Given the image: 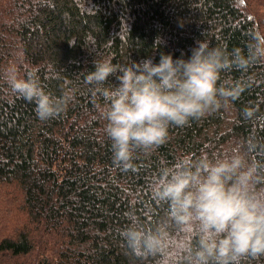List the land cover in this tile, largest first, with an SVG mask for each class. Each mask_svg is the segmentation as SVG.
<instances>
[{"label": "trees", "instance_id": "16d2710c", "mask_svg": "<svg viewBox=\"0 0 264 264\" xmlns=\"http://www.w3.org/2000/svg\"><path fill=\"white\" fill-rule=\"evenodd\" d=\"M253 28L264 30V0H0V70L27 66L48 92L74 94L41 121L35 104L0 79V264H161L160 256L132 254L121 231L131 219L166 217L150 186L164 162L249 142L251 158L264 162V65L222 73L244 82L235 98L170 127L164 144L136 151L127 166L113 159L105 101L85 76L101 56L187 59L201 39L246 51ZM241 264H264V256Z\"/></svg>", "mask_w": 264, "mask_h": 264}, {"label": "clouds", "instance_id": "9594fccd", "mask_svg": "<svg viewBox=\"0 0 264 264\" xmlns=\"http://www.w3.org/2000/svg\"><path fill=\"white\" fill-rule=\"evenodd\" d=\"M162 40L154 41L158 48ZM94 59L85 83L103 97L101 116L113 159L127 166L138 151H151L169 138L170 127H183L235 98L242 81L222 73H248L264 65V30L247 35L246 51L230 52L196 41L191 55L173 58L160 53L140 61L113 63ZM11 93L35 104L36 116L47 121L74 99L48 92L34 69L16 65L0 70ZM247 114V113H246ZM252 145H237L211 154H183L164 162L151 177L153 198L166 205V217L154 224L131 219L121 231L127 249L137 257L160 256L161 264H241L264 256V162L253 160Z\"/></svg>", "mask_w": 264, "mask_h": 264}]
</instances>
